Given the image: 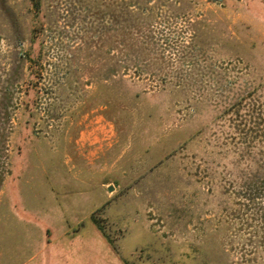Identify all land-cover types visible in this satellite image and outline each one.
Listing matches in <instances>:
<instances>
[{"label":"rangeland","instance_id":"obj_1","mask_svg":"<svg viewBox=\"0 0 264 264\" xmlns=\"http://www.w3.org/2000/svg\"><path fill=\"white\" fill-rule=\"evenodd\" d=\"M0 264H264V0H0Z\"/></svg>","mask_w":264,"mask_h":264}]
</instances>
